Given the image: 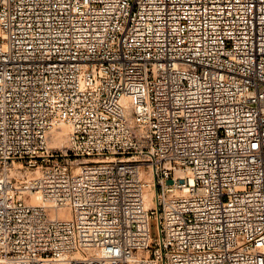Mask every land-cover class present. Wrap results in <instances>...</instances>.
Listing matches in <instances>:
<instances>
[{
  "label": "built area",
  "instance_id": "obj_1",
  "mask_svg": "<svg viewBox=\"0 0 264 264\" xmlns=\"http://www.w3.org/2000/svg\"><path fill=\"white\" fill-rule=\"evenodd\" d=\"M0 263L264 264V0H0Z\"/></svg>",
  "mask_w": 264,
  "mask_h": 264
},
{
  "label": "rangeland",
  "instance_id": "obj_2",
  "mask_svg": "<svg viewBox=\"0 0 264 264\" xmlns=\"http://www.w3.org/2000/svg\"><path fill=\"white\" fill-rule=\"evenodd\" d=\"M64 139H65V140H63L64 142L59 140V142H58L59 145L62 144V143H64V144L66 143V136H65ZM156 234H157L156 227H155V225H153V235H156ZM0 264H2V263H0Z\"/></svg>",
  "mask_w": 264,
  "mask_h": 264
},
{
  "label": "bare ground",
  "instance_id": "obj_3",
  "mask_svg": "<svg viewBox=\"0 0 264 264\" xmlns=\"http://www.w3.org/2000/svg\"><path fill=\"white\" fill-rule=\"evenodd\" d=\"M65 135H66L65 132H62V133L60 134V136H59V137H60L59 139H60L61 141L65 140V139H64V138H65ZM63 142H64V141H63ZM58 144H59V143H58Z\"/></svg>",
  "mask_w": 264,
  "mask_h": 264
},
{
  "label": "water",
  "instance_id": "obj_4",
  "mask_svg": "<svg viewBox=\"0 0 264 264\" xmlns=\"http://www.w3.org/2000/svg\"><path fill=\"white\" fill-rule=\"evenodd\" d=\"M172 181L170 180L169 183H171Z\"/></svg>",
  "mask_w": 264,
  "mask_h": 264
}]
</instances>
